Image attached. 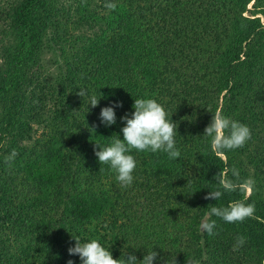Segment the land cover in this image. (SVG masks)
<instances>
[{
    "label": "trees",
    "instance_id": "trees-1",
    "mask_svg": "<svg viewBox=\"0 0 264 264\" xmlns=\"http://www.w3.org/2000/svg\"><path fill=\"white\" fill-rule=\"evenodd\" d=\"M92 6L0 5V264H264V0Z\"/></svg>",
    "mask_w": 264,
    "mask_h": 264
},
{
    "label": "rangeland",
    "instance_id": "rangeland-1",
    "mask_svg": "<svg viewBox=\"0 0 264 264\" xmlns=\"http://www.w3.org/2000/svg\"><path fill=\"white\" fill-rule=\"evenodd\" d=\"M8 0H0V5L2 4H6ZM63 1V0H62ZM91 1V5H93L92 7L96 9H100L99 7H104L105 5L109 4V3H115L118 0H90ZM251 6V4H250ZM246 16L249 15V13L245 14ZM261 22L264 24V17H262L261 15H259ZM41 65L43 66V68L48 72L46 75L48 76V78H54L55 76H57V72H58V68H57V64L54 62V55L53 53H48L47 51H45L42 54V58H41ZM34 115V114H32ZM30 115V116H32ZM29 114H27L25 117H28ZM35 116L37 118H40L38 115L35 114ZM32 129L34 131V136L36 138H39L41 136L42 133H47L50 131V129H45L42 125H39V123H32L31 124ZM216 133H217V138L219 139L222 133L221 130V126L219 123H217L216 125ZM249 195V190H247V194ZM206 219L201 220V229H203L204 227V223H205ZM102 247H104L102 245Z\"/></svg>",
    "mask_w": 264,
    "mask_h": 264
}]
</instances>
